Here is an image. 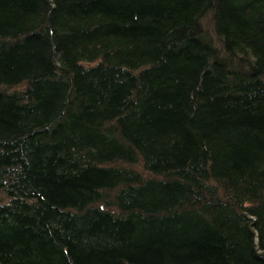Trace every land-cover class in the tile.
<instances>
[{
	"label": "trees",
	"instance_id": "16d2710c",
	"mask_svg": "<svg viewBox=\"0 0 264 264\" xmlns=\"http://www.w3.org/2000/svg\"><path fill=\"white\" fill-rule=\"evenodd\" d=\"M0 264H264V0H0Z\"/></svg>",
	"mask_w": 264,
	"mask_h": 264
}]
</instances>
